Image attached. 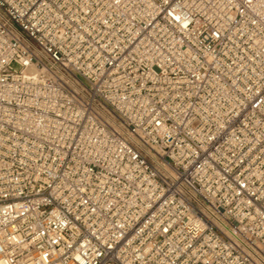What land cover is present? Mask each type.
<instances>
[{
  "label": "built area",
  "instance_id": "obj_1",
  "mask_svg": "<svg viewBox=\"0 0 264 264\" xmlns=\"http://www.w3.org/2000/svg\"><path fill=\"white\" fill-rule=\"evenodd\" d=\"M0 264H264V0H0Z\"/></svg>",
  "mask_w": 264,
  "mask_h": 264
}]
</instances>
